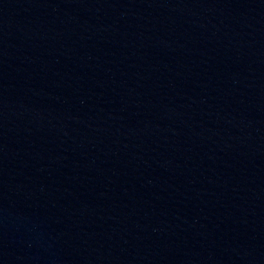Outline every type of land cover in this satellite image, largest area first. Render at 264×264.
<instances>
[{"label": "water", "instance_id": "1", "mask_svg": "<svg viewBox=\"0 0 264 264\" xmlns=\"http://www.w3.org/2000/svg\"><path fill=\"white\" fill-rule=\"evenodd\" d=\"M0 264H264V231L0 102Z\"/></svg>", "mask_w": 264, "mask_h": 264}]
</instances>
